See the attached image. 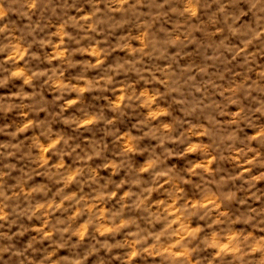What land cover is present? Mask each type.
<instances>
[{
    "label": "clouds",
    "instance_id": "9594fccd",
    "mask_svg": "<svg viewBox=\"0 0 264 264\" xmlns=\"http://www.w3.org/2000/svg\"><path fill=\"white\" fill-rule=\"evenodd\" d=\"M0 264H264V0H0Z\"/></svg>",
    "mask_w": 264,
    "mask_h": 264
}]
</instances>
